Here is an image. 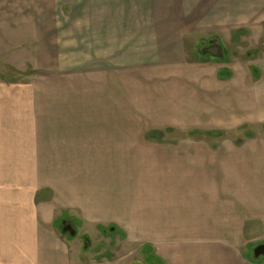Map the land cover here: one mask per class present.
I'll return each mask as SVG.
<instances>
[{
    "label": "crops",
    "instance_id": "obj_1",
    "mask_svg": "<svg viewBox=\"0 0 264 264\" xmlns=\"http://www.w3.org/2000/svg\"><path fill=\"white\" fill-rule=\"evenodd\" d=\"M81 3L83 6L72 13L80 18L86 16L90 32H95L93 26L98 27L101 41L102 36H124V27L119 26L127 21L139 34L127 32L128 47L134 52L143 49L146 63L116 67L117 62L105 61L102 64L115 65L92 67L88 81L76 76V81L51 85L47 93L40 88L36 97L16 96L13 89L24 84L5 85V96H0V128L6 129V134L2 132L5 138H0V264H103L93 259L92 254L89 260L82 259L80 242H68L55 231L56 221L64 212L69 211L66 214L73 220L78 216L69 210L76 206L67 205L74 192L79 193L72 188L73 178L67 174L61 181L56 176L58 170L67 167L62 158L70 162L68 167L74 172L86 167L106 172V195L102 199L108 203H101L102 206L114 205L109 200L115 191L118 193L119 186L125 191L122 202L115 204L117 213L111 217H106L103 211L101 218H97L83 209L82 218L89 227L99 230L105 226L102 224H115L128 238L136 234L138 239L130 240L140 241L139 251L150 246L163 264H260L247 257L244 246L234 241L227 228L231 222L226 218H234L237 202L252 199L254 191L258 195L264 185V145L250 141L251 144L240 148L219 146L209 155L200 146L162 151L157 145L136 144L134 139L121 142L124 132L109 133L107 130H113L102 125L103 118L96 120L98 124L93 128L87 122L97 103L109 101L115 106L124 103L123 98L113 96L114 89L124 87V74L143 73L144 77L147 72L145 95L155 100L153 108L146 112L138 108L143 114L137 120L155 121L152 112L164 116L166 123L215 125L206 131L263 125L264 65L260 68L245 62L206 63L196 58L189 61L185 41L193 37L196 38L193 41H198L197 36L202 35L230 37L241 29L264 31V0H83ZM108 19H112L111 23ZM106 25L109 29H104ZM154 47L161 48L162 53L152 52ZM84 49L88 57H104L103 49L88 41ZM124 49L122 44L108 55L123 56L119 50ZM133 55L141 56L137 52ZM154 55L160 56L159 60L148 62V57ZM119 75L124 77L122 82ZM135 85L132 83V88ZM133 99L137 105L138 100ZM99 107L95 108L97 115L110 112L106 107L105 112H97ZM82 108L86 110L81 111ZM111 114L112 120H119L118 114L123 120L125 115L122 109ZM82 118L86 128L78 129L81 125L77 120ZM239 119L243 121L237 123ZM93 151L109 152L112 160L107 158L115 165L104 164L102 160L96 167L82 163L87 153ZM209 156L215 166L212 173L208 168L196 167H204ZM234 160L255 166L257 188L254 189L244 167L236 168L237 178L231 176ZM259 178L260 183L256 181ZM90 181L86 177L79 189L93 196L95 188ZM238 184L244 185L242 191L238 190ZM127 191L133 196H125ZM260 204L263 211L264 203ZM89 207L92 209V205L85 209ZM141 261L137 260L139 264Z\"/></svg>",
    "mask_w": 264,
    "mask_h": 264
},
{
    "label": "rangeland",
    "instance_id": "obj_2",
    "mask_svg": "<svg viewBox=\"0 0 264 264\" xmlns=\"http://www.w3.org/2000/svg\"><path fill=\"white\" fill-rule=\"evenodd\" d=\"M81 1L83 2V0H0V96H5L4 87L6 84L10 86L12 84H24L21 88L16 89L14 87L15 89H13V92H17L16 96L36 97L38 96L40 88L42 90L44 88V91L47 93L50 90L51 85L58 84L62 81H76V76H82L83 79L88 81L89 69L91 70L92 67H100L105 61L106 63L108 61L117 62L116 64L118 65L116 67H134V65L146 63L144 55H142L144 52L143 49L136 51L141 55L138 56L133 55V53L136 52L132 51L133 48L128 47L130 44L127 42V32H129V35L132 33H135L136 35L139 34L130 28L127 21L124 22L123 26H119L124 27L122 29L124 30V36H102L101 41L98 27L93 26L95 32H90L89 28L91 25L90 21L85 18L86 16L83 14L80 18V15L72 13L83 6ZM77 18L80 19L77 20ZM111 21L112 19H108V23H111ZM166 27L164 26V28ZM104 29H109V25L104 26ZM234 32L232 33V36H230L231 38L229 36H222V38L216 35H202L203 38L202 36H197V38L200 39L198 41H193L196 39L195 37L190 38V41H185L187 45L186 50L188 49L186 57L189 61L196 58L206 63H209L210 61L222 64L229 63L230 61L239 63L245 62L253 67L261 66L260 68H263L264 31H248V34L242 35L238 40H234ZM208 40H215L218 44H221L226 57L213 56L209 52H204L202 47L203 44L207 45ZM87 41L90 44L97 46V48H102L104 57H101L100 55H94L93 58L88 57V55L86 56L84 48ZM122 44H124L125 49L119 50V52L124 53L125 55L112 58L109 57L108 54L115 51L114 47H119ZM129 48H131V50ZM155 50L158 54L162 53L160 52V50H162L161 48L154 47L152 52ZM249 53H252V56L246 58ZM159 57L160 56L156 55L149 56L148 62L159 60ZM102 65L115 64L111 63ZM147 75V72L144 73V77L143 73L124 74L125 79L119 75V80H121V82L124 79V87L114 89L115 94L113 96L123 98L124 103L122 102L119 105L116 104L117 106L110 104L109 101H107V104L97 103L98 105L96 104L95 107H92L90 110L92 111L90 115L91 118H88L89 121L87 124L93 128L97 123L96 120L101 121L103 118L104 122L102 125H108L113 130H107L109 133L116 131L124 132V139H119L121 142H124V140L127 142L134 139L136 140V144L157 145L162 148V151H181L183 148L186 150H192L187 148L200 146L203 147V151L207 152L206 154L209 155L212 154L213 151L218 150L219 146L231 145L240 148L244 145L251 144L250 141H254L253 144H255L256 141V144L264 145V130L262 129L261 124H247L239 129H219L220 131H224L222 137L207 138L206 136L188 137L187 133L196 131L194 128H199L202 131L214 129L209 127L215 125H209L208 127H203L202 125L196 127L195 125L198 124L182 126L177 122L166 123L164 116L160 114H153L157 115L153 116L152 112L150 113L152 118H156L155 121L149 119H145L144 121L137 120V118L141 116L140 114H143L141 111H148V109L153 106L152 103L155 100V98L149 100L145 95V86H148L147 80L145 79L147 78ZM254 75L257 77L260 74ZM131 82L134 85L135 83L142 85V88L136 85L132 88ZM41 84H44L45 87H42ZM140 96L148 102L143 101ZM133 98L138 100L137 105ZM96 106H100L97 112H105V107L109 109L110 112H107L105 116L97 115L95 113ZM121 109L125 114L123 120H120V114H118L119 120H112L111 118H114V116H112L111 112L116 113L117 111H121ZM83 110L86 109L82 108L81 111ZM241 121L243 120L239 119L237 123ZM77 123L81 125L78 126V129L84 128V124H86L83 118L82 120H77ZM95 128L100 129L99 127ZM153 129L167 133L163 135L161 141L147 140L145 138L146 132L153 131ZM167 129H171L172 131H167ZM5 130L2 131L0 128V138L4 137L6 134ZM100 130L103 131L102 129ZM247 130L248 132L255 133V137L246 138L244 133ZM77 133L79 134V132ZM103 133L107 134L105 131ZM128 135L135 136L129 138ZM95 138H91L92 145L94 144ZM119 140L118 142L116 141V144L120 142ZM240 141L242 144L237 145L236 142ZM110 155L109 152L106 154L93 151L87 153V159L82 163L86 162L87 164L96 167L101 164L102 160L104 161V164L115 165L108 160V158L112 160ZM215 155H218V153H215ZM61 160L63 161L62 164L67 167L58 170V174H56L57 178L62 181L67 174H70L73 178L70 182L73 186L72 188L79 190V193L74 192L75 195L73 196V200L67 203V205L76 206L75 208L70 206L71 208L69 207V210L71 213L78 215L73 220V224L77 229V234L78 232L79 234L74 238L61 233L58 228V221H56L55 224V231L57 233L60 232L59 234L61 237L65 238L68 242H80V256H84L82 259L89 260V254H92L93 259H96L98 262H103V264H139L137 262L138 259H142V264H163V261L155 255V250L150 246H144L150 247V251L147 255L146 251L143 250L144 248H140L139 251L137 246L140 244V241L130 240H137L138 238L136 234H131V238H128L127 233L122 232L118 228L119 226L115 224H102L105 226L99 227L100 232L97 227L91 228L87 225L86 221L82 218L83 209L84 212L90 210V212H92L93 215H96L97 218H101V212L103 211L106 217H111L117 213L115 204L122 202V194L125 191L119 186L118 193L115 191L114 196H111V199L109 200L114 205L112 207L108 205H106L108 207H104L101 203H108L106 202L108 200L102 199V197L106 195V190H104L105 181L107 179L106 172L102 168H94L92 170V168L87 167V169L80 168L74 172L75 169H69L70 167H68L70 162L64 161L63 158ZM234 161L235 167L234 170H232L231 176L237 178L235 173L236 168L241 169L244 167L246 168L245 171L248 173V178H252L254 189L257 188L258 186L255 185L254 178V174L257 171L255 166L244 161ZM203 165L204 167H196L198 169L208 168L210 173L214 171L213 167L215 166H213L214 162L211 159V156L205 159ZM86 177L87 179H91V187L95 188V190H92L94 194L93 196L88 192L85 193L79 189ZM261 180L262 178H259V180L256 181L260 183ZM128 187L131 188L132 184L128 185ZM237 187L238 190L242 191L244 185L238 184ZM247 195L249 198L251 197L250 194L247 193ZM125 196L130 197L133 195H131L130 191H127ZM263 200L264 185H262L258 195L254 191L252 199L245 202H237L236 216L234 218L231 216L226 218L227 222H231L228 223L227 228L231 231V236L234 237V241L244 246V251L246 252L247 257L260 264H264V257H255L254 250L259 245L264 244V209L261 211V208L259 207V205H261L260 201L264 203ZM88 205H92V209L91 207L85 209ZM244 206H246V208ZM67 212H64L63 216H68L66 214ZM102 227L106 229L104 234L101 229ZM84 234L90 238L91 244H89L88 247H86L84 243Z\"/></svg>",
    "mask_w": 264,
    "mask_h": 264
},
{
    "label": "trees",
    "instance_id": "obj_3",
    "mask_svg": "<svg viewBox=\"0 0 264 264\" xmlns=\"http://www.w3.org/2000/svg\"><path fill=\"white\" fill-rule=\"evenodd\" d=\"M249 32L247 30H237L234 32V40H238V38H240L242 35L248 34ZM255 54V53H254ZM252 56V53L247 54L246 58H250ZM257 70H254V72H256ZM262 129L264 130V124L262 125ZM167 131H172L171 129H167ZM167 133V132H163L160 130H153V131H149L146 134V139L150 140V141H161V139L163 138V135ZM246 133V134H245ZM244 133L246 138H253L255 137V133L253 132H248V130ZM224 135V131H220V130H213V131H202V130H196V131H191L187 133L188 137H195V136H201V137H207V138H215V137H222ZM237 145L242 144V142H236ZM103 232L106 231V229H104L103 227L101 228ZM144 251H146V255L148 254V252L150 251V247H144L143 249ZM149 260V257H148Z\"/></svg>",
    "mask_w": 264,
    "mask_h": 264
},
{
    "label": "flooded vegetation",
    "instance_id": "obj_4",
    "mask_svg": "<svg viewBox=\"0 0 264 264\" xmlns=\"http://www.w3.org/2000/svg\"><path fill=\"white\" fill-rule=\"evenodd\" d=\"M202 48L204 52L206 53L209 52L213 56L226 57L225 52L221 49L220 45L215 40H208L207 45H204ZM219 48L221 49V51L218 52ZM57 221H58V228L61 233L66 234L68 236H72L75 232L76 233L75 236H77V229L73 225V219H71L69 216L62 215L58 218ZM83 237H85V235H83Z\"/></svg>",
    "mask_w": 264,
    "mask_h": 264
},
{
    "label": "water",
    "instance_id": "obj_5",
    "mask_svg": "<svg viewBox=\"0 0 264 264\" xmlns=\"http://www.w3.org/2000/svg\"><path fill=\"white\" fill-rule=\"evenodd\" d=\"M221 51V49L219 48L218 52ZM75 232L74 234L72 235V237H75ZM84 243H85V246L88 247L90 243V238L89 236H85L84 237ZM254 255L255 257H260V256H263L264 257V244L262 245H259L257 248H255L254 250Z\"/></svg>",
    "mask_w": 264,
    "mask_h": 264
}]
</instances>
